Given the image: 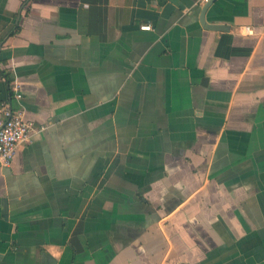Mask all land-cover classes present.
Instances as JSON below:
<instances>
[{
  "label": "crops",
  "instance_id": "obj_1",
  "mask_svg": "<svg viewBox=\"0 0 264 264\" xmlns=\"http://www.w3.org/2000/svg\"><path fill=\"white\" fill-rule=\"evenodd\" d=\"M208 1L0 0V101L36 127L0 264H264V0H213L222 30Z\"/></svg>",
  "mask_w": 264,
  "mask_h": 264
},
{
  "label": "built area",
  "instance_id": "obj_2",
  "mask_svg": "<svg viewBox=\"0 0 264 264\" xmlns=\"http://www.w3.org/2000/svg\"><path fill=\"white\" fill-rule=\"evenodd\" d=\"M140 28L150 29V25L143 24ZM11 90L14 99L22 98L16 85L11 86ZM35 129L32 122L25 118L23 110L15 107L10 99L0 101V167L11 164L17 147L28 142Z\"/></svg>",
  "mask_w": 264,
  "mask_h": 264
},
{
  "label": "water",
  "instance_id": "obj_3",
  "mask_svg": "<svg viewBox=\"0 0 264 264\" xmlns=\"http://www.w3.org/2000/svg\"><path fill=\"white\" fill-rule=\"evenodd\" d=\"M212 1L213 0L208 1L205 4V6L203 7L202 12H201V16H200V22L207 29H212V30H222V29H225L226 28L225 25L206 23V21L204 19L205 12H206L209 4L212 3Z\"/></svg>",
  "mask_w": 264,
  "mask_h": 264
},
{
  "label": "trees",
  "instance_id": "obj_4",
  "mask_svg": "<svg viewBox=\"0 0 264 264\" xmlns=\"http://www.w3.org/2000/svg\"><path fill=\"white\" fill-rule=\"evenodd\" d=\"M18 29V27H16V30Z\"/></svg>",
  "mask_w": 264,
  "mask_h": 264
}]
</instances>
